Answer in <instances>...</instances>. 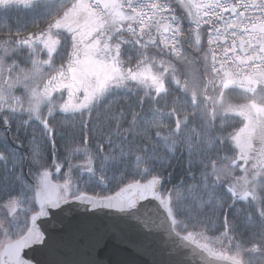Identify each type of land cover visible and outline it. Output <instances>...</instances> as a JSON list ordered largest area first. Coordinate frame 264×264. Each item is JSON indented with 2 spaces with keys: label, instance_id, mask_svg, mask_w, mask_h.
Returning a JSON list of instances; mask_svg holds the SVG:
<instances>
[{
  "label": "snow or ice",
  "instance_id": "obj_1",
  "mask_svg": "<svg viewBox=\"0 0 264 264\" xmlns=\"http://www.w3.org/2000/svg\"><path fill=\"white\" fill-rule=\"evenodd\" d=\"M0 133V264L74 207L93 242L264 264V0H0Z\"/></svg>",
  "mask_w": 264,
  "mask_h": 264
},
{
  "label": "water",
  "instance_id": "obj_2",
  "mask_svg": "<svg viewBox=\"0 0 264 264\" xmlns=\"http://www.w3.org/2000/svg\"><path fill=\"white\" fill-rule=\"evenodd\" d=\"M84 213L83 208L74 207L70 213L44 223L47 242L25 249V259L32 264H81L84 260L96 264H175L178 259L172 245L153 242L144 249L134 247L129 241L142 238L135 230H127L123 237L106 235L98 242L90 241L85 232L93 225L102 226L109 221L104 213ZM188 259L191 261L190 255Z\"/></svg>",
  "mask_w": 264,
  "mask_h": 264
},
{
  "label": "trees",
  "instance_id": "obj_3",
  "mask_svg": "<svg viewBox=\"0 0 264 264\" xmlns=\"http://www.w3.org/2000/svg\"><path fill=\"white\" fill-rule=\"evenodd\" d=\"M31 17L29 15L26 14L25 11H20V12H17L16 10H13L11 11L9 14H8V17H7V23L15 26V24L17 23V21L19 20L20 22H23L25 20H29ZM57 63H59V61H57ZM238 91V90H237ZM243 98L240 97L238 94L234 93L233 94V98H232V103H235V104H238V103H243ZM2 133H0V137H2ZM8 138L9 140L11 141L12 144L14 145H19L20 143V140L16 139L15 136H14V130L13 132L11 133H8ZM178 155V154H177ZM75 163H84L83 160H77V161H74ZM172 163L175 165L174 168H169L165 173L164 175L167 176L168 175V172H174L175 175H174V181H178L180 178H181V175L183 173V170L184 168L187 167L186 165V161L182 162L181 160L179 159H176L174 161H172ZM25 171H27V169H25ZM65 171H67V169H65ZM52 175H53V182L55 183H62V180L60 179V176L58 173H56L54 170L52 172ZM151 177H149L150 179ZM86 179V177H85ZM171 185H169L170 187ZM118 190V189H117ZM100 190L99 189H96L95 192L93 191H89L87 192L88 195H96V194H99ZM104 195H110L112 194L111 192H108V191H105L103 193ZM165 195H167V193H165ZM38 208L35 209V211L37 212ZM5 238L0 236V241H3ZM217 251H224L225 253H227V249H221L219 246H217ZM253 264H261V259L260 257H254L253 258Z\"/></svg>",
  "mask_w": 264,
  "mask_h": 264
}]
</instances>
